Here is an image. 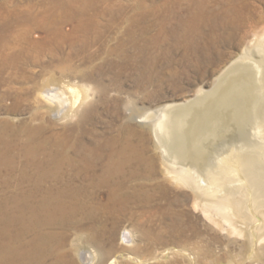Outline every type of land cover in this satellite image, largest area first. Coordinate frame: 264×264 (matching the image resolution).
<instances>
[{
    "label": "rangeland",
    "instance_id": "obj_1",
    "mask_svg": "<svg viewBox=\"0 0 264 264\" xmlns=\"http://www.w3.org/2000/svg\"><path fill=\"white\" fill-rule=\"evenodd\" d=\"M196 1L0 0V28H6L4 35L0 34V63L8 53L22 47L13 48L21 42L29 49L28 62L22 64L21 71L17 70L9 79L10 69L1 71L8 82H0V122L38 124V117L31 119L35 116L34 111H42L44 106L37 98L35 87L44 77L52 75L56 82L79 85L84 96L86 94L84 102L87 103L67 120L45 115L48 133L58 131L64 125L72 130L81 118L78 121L81 123L80 137L86 147L98 143L106 149L110 140L106 141L114 135L118 136L114 147L129 140L136 147L132 150L134 154L142 157L139 161L138 157L133 160V165L141 167V174L130 180L132 186L138 188L136 193H142L141 197L132 196L124 207L117 201L109 203L106 212L100 214L101 225L95 233L93 228L83 230L70 226L65 229L64 248L77 264H83L80 252L84 248L95 257L94 264L102 258L103 264H109L113 259L112 264H264V214L250 208L248 198L239 197L235 210L217 213L214 208H207L206 214H209L204 215L203 201L196 198V202L193 189L187 183L164 181L162 157L155 144L154 132L147 124L133 121L127 115L133 106L155 112L164 106L186 105L188 100L196 97L199 89L204 93L214 90L227 68L238 62H253V124L245 121L244 128L232 134L228 132L220 151L229 153L234 142L243 148V152L250 153L253 161L264 170V0H247L242 4L243 13L250 17L242 28L244 37L234 36L235 28L225 26L221 19L206 23L193 21L192 15L198 10L205 16L210 14ZM203 1L212 10L220 9L213 5L214 0ZM49 26L50 37L47 34ZM81 26L82 31L79 30ZM133 28H136L133 39H137L138 46L144 49V53L137 51L139 59L145 61L142 67L140 63L135 67L131 59H122V47H119L120 43L129 46L128 49L131 47L128 31ZM71 42L76 43L74 51L78 52L72 62V70L76 67L79 71L75 72L76 76L67 71L69 78L64 79L57 69V73L43 72L46 65L54 64L51 68L48 66L53 69L61 61ZM88 44L91 47L85 50ZM128 53L133 54L132 47ZM38 54L40 59L32 62V57L39 58ZM136 56L132 59L136 60ZM140 68L144 69L142 76L136 73ZM24 73L29 74L28 81L22 79ZM84 75L86 79H83ZM22 87H27L23 95L19 92ZM16 98L23 102L17 103ZM83 110L86 112L84 117ZM225 154L210 161V165L213 164L204 177H215L224 187H236L243 182L239 180V171H231L228 167V159H234L233 154ZM150 163L155 167L153 172L147 170ZM204 177L195 174L198 182H207ZM105 190L99 194L103 202L107 198ZM9 193V188L4 189L0 201L9 197ZM219 193L222 194V190ZM126 234L130 236L125 238ZM249 234L261 241L249 246Z\"/></svg>",
    "mask_w": 264,
    "mask_h": 264
},
{
    "label": "bare ground",
    "instance_id": "obj_2",
    "mask_svg": "<svg viewBox=\"0 0 264 264\" xmlns=\"http://www.w3.org/2000/svg\"><path fill=\"white\" fill-rule=\"evenodd\" d=\"M214 1L213 5L220 8L217 11L212 10L208 4L204 3L205 1L197 0L195 3L203 9L206 8L210 14L205 16L202 10H198L192 15L193 21L206 23L213 19H221L225 26L235 28L236 33H232L236 34L234 36L244 37L243 25L250 21V17L246 16L242 9V4L247 3V0H244L246 1L244 3H242L243 0ZM53 22L54 20L50 24ZM48 29L46 31L50 37L52 34L50 26ZM5 30L4 26L1 27L0 34L4 35ZM79 30L82 31V26ZM135 33L136 28L128 31V38H132L130 43L133 54L128 53L131 47L128 49L129 46L122 43L119 47H122V59H131L135 67L138 63L142 67L144 60L139 59L138 52L144 53V49L138 46L137 39H133L132 36ZM49 39L52 40V38ZM24 43L17 44L13 48L22 47L3 57L0 63V82L3 80L7 83L11 75L17 70L21 71L22 64L28 62L29 49L23 47ZM75 44V42L69 43L70 47L67 46L69 51L61 56V61L57 62L53 69H50V65L54 66V64L46 65L43 72L57 73V69L60 77L64 79L69 78V75L75 77V72L78 71L76 67L72 70L74 55L78 53L74 51ZM90 47V45L85 47V50ZM136 54L137 61L132 59ZM38 57H32V62L40 59L39 54ZM246 63L238 62L230 69L227 68L220 83L215 84L214 90L212 88L210 93H204L199 89L196 97L188 100L186 105L164 106L155 112L139 110L133 106L127 114L133 121L147 124L154 132L155 144L162 157L161 172L164 181L166 179L172 183V181L181 180L187 183L193 189L194 199L203 201L201 205L203 214H206L207 208H214L217 213H229L235 210L236 205H239V197L248 198L250 208L254 211L260 210L264 214V170L253 161L250 153L243 152V148L234 142L229 153L220 151L229 133L232 134L244 128L245 121L248 123L251 121L253 124L255 73L252 68L253 62ZM8 68L10 70L7 79L1 71ZM143 71L144 69L140 68L136 73L142 76ZM50 76L44 77L41 84L35 87L37 98L44 106L42 111L35 110V116L31 119L32 121L39 118L38 124L20 122L19 125H15L9 120L0 122V193L2 194L6 188L11 191L9 197H3L4 199L0 201V264H77L73 256L71 257L64 248L67 237L65 229L70 226L83 230L93 228L92 231L95 233L101 225L100 214L106 212L105 208L109 207V203L113 204L117 201V204H123L124 207L132 196L137 198L142 196V193H136L137 186H132L133 183H130L131 179L141 174V167L133 165V162L137 157L138 161L142 157L134 154L132 150L136 147L134 148L129 140L123 139L125 142L123 141L116 148L113 145L114 143L117 145L118 136L112 134L111 139L106 141L110 140L106 149L104 145L98 143L86 147L80 137L82 132L78 121L81 118L76 121L77 124L72 130L68 125H64L60 130L48 133V124L44 121V117L67 120L79 112V107L85 103L86 99V94L84 96L83 90L78 88L79 85L76 86V83L62 84L58 80V82L54 81V77ZM29 78L27 73L22 76V79L27 81ZM83 79H86V75ZM21 89L19 92L23 95L27 87ZM16 100L19 99L16 98ZM21 102L23 101L17 103ZM85 111L82 113L83 117L87 112ZM233 139L237 140L236 137ZM222 154L225 156L233 154L234 159H228V167L231 171H239L241 179L237 176V180H241L242 184L236 187L233 185V187H224L215 177L209 178L211 180L204 177L213 164L211 162L210 165V161ZM147 170L155 171L154 165L150 163ZM195 174L196 177H204L207 182H198ZM102 190L107 192L104 202L99 195ZM221 190L222 194L219 193ZM94 222L98 224L94 225ZM129 236L124 235L125 238ZM260 241L261 238L257 236L247 235L249 246ZM80 257L83 264H94L95 257L88 249L84 248L80 252ZM50 258L53 260L48 262ZM103 260L102 258L97 264H103ZM114 261V259L111 260L109 264Z\"/></svg>",
    "mask_w": 264,
    "mask_h": 264
}]
</instances>
